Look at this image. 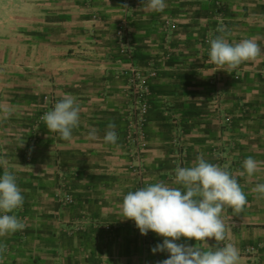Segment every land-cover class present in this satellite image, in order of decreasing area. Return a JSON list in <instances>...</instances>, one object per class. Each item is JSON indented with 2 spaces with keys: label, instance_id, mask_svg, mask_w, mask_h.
<instances>
[{
  "label": "crops",
  "instance_id": "crops-1",
  "mask_svg": "<svg viewBox=\"0 0 264 264\" xmlns=\"http://www.w3.org/2000/svg\"><path fill=\"white\" fill-rule=\"evenodd\" d=\"M46 1L40 25L62 30L41 37L29 55L36 105L24 120L36 163L26 169L31 178L16 176L22 167L15 172L24 204L10 214L25 227L0 237L3 264H160L169 254L152 249L164 238L151 230L142 235L123 219V197L157 182L180 187L176 168L195 166L200 157L235 176L247 203L240 213L223 210L225 240L181 237L177 243L202 250L231 243L238 264H264V196L252 191L264 183V54L228 73L210 60L205 43L220 35L232 44L252 38L264 50V0H165L162 13L149 12L147 0L127 13L124 0ZM51 11L62 18L52 19ZM124 18L130 52L119 34ZM152 65L146 146L136 154L126 137L127 72ZM65 94L79 107L71 140L48 130L43 119ZM109 123L115 144L103 139ZM249 156L258 162L252 176L243 168Z\"/></svg>",
  "mask_w": 264,
  "mask_h": 264
},
{
  "label": "clouds",
  "instance_id": "clouds-1",
  "mask_svg": "<svg viewBox=\"0 0 264 264\" xmlns=\"http://www.w3.org/2000/svg\"><path fill=\"white\" fill-rule=\"evenodd\" d=\"M165 7V0H147L149 12L162 13ZM218 31L225 33L226 30L220 28ZM262 54L264 50L252 38L232 44L225 35H220L210 41V60L218 70L228 73L246 61H255ZM43 119L48 130L58 133L61 139L71 140L73 129L79 126L75 97L65 94ZM89 137L95 139V129L90 130ZM103 139L105 143H117L114 124L109 123ZM243 168L248 176H252L258 171V162L249 156L244 160ZM175 184L180 187L157 182L127 192L121 205L123 219L133 220L142 235L151 230L164 238L152 249L154 253L169 254L160 264H238L239 251L231 243L215 250L177 243L181 237L194 238L196 242L207 241V238L217 242L225 240L223 210L230 207L233 213H240L247 203L237 178L200 157L195 166L176 168ZM252 191L264 196V183H258ZM23 204L24 196L14 172L4 171L0 174V237L24 229V223L10 214ZM0 264H3L2 259Z\"/></svg>",
  "mask_w": 264,
  "mask_h": 264
},
{
  "label": "rangeland",
  "instance_id": "rangeland-1",
  "mask_svg": "<svg viewBox=\"0 0 264 264\" xmlns=\"http://www.w3.org/2000/svg\"><path fill=\"white\" fill-rule=\"evenodd\" d=\"M45 3L46 0H0V174L4 170L15 174L22 167L24 172L16 176L24 179L31 178L26 169L36 163L31 159L29 123L25 122L36 105V91H31L30 85L29 55L41 37L58 36L62 30L57 25H40L48 14L40 9ZM57 12L49 13L52 19L62 18V13Z\"/></svg>",
  "mask_w": 264,
  "mask_h": 264
},
{
  "label": "built area",
  "instance_id": "built-area-1",
  "mask_svg": "<svg viewBox=\"0 0 264 264\" xmlns=\"http://www.w3.org/2000/svg\"><path fill=\"white\" fill-rule=\"evenodd\" d=\"M140 0H124L125 12L130 10L131 5L139 4ZM130 30L127 18H124L121 22V27L119 34L122 36L123 40V49L126 52L132 51V46H130ZM212 40L211 37L205 39L206 44H210ZM128 83L127 90L132 99V107L129 114V129L127 131L126 137L130 144L133 145L136 154L141 153V151L146 146L145 140V122L147 115L149 113L151 105V86L150 79L157 75L156 68L152 65L148 71L143 70L137 66H132L131 69L127 72ZM44 101L51 102L49 100V95L43 97ZM215 102L220 109V98L219 96L215 97ZM66 201L70 200V197L65 198Z\"/></svg>",
  "mask_w": 264,
  "mask_h": 264
}]
</instances>
